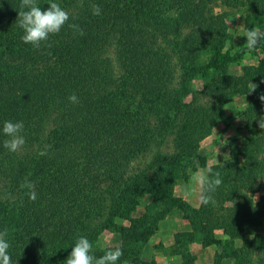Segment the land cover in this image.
Masks as SVG:
<instances>
[{
    "label": "trees",
    "instance_id": "16d2710c",
    "mask_svg": "<svg viewBox=\"0 0 264 264\" xmlns=\"http://www.w3.org/2000/svg\"><path fill=\"white\" fill-rule=\"evenodd\" d=\"M50 2L64 8L69 21L34 49L21 40L16 21L21 0H0V231H8L12 264H66L79 236L94 245L108 228L124 238H145L164 215L163 209L156 210L159 206L166 211V205L184 204L171 194L168 180L156 183L158 178L133 171V162L150 143L144 104L151 100L165 109L156 112H162L166 128L178 124L179 154L173 160L182 157L195 166L199 140L234 95L248 97L240 113L253 130L231 150L243 162L238 169L232 167L237 164L233 158L226 162L215 203H200L191 215L198 233L190 242L232 247L239 240L232 264H264V230L259 231L264 198L253 200L260 189L256 175L264 171V129L258 123L264 100L250 88L256 82L264 89V44L259 45L263 56L258 65L243 66L235 77L227 68L246 47L233 50L225 42V16L235 8L246 11V30H264V0H83L82 6L78 0H37L42 10ZM216 2L229 10L214 12ZM91 3L100 6V15L92 14ZM72 23L83 29V36L68 26ZM174 52L184 72L207 80L205 106L182 100L187 76L176 79ZM72 94L78 103L69 101ZM5 121L23 122L25 143L17 152L3 147ZM25 179L34 185L35 200L21 187ZM145 193L155 204L154 213L129 219ZM118 218L128 224L118 225ZM104 254L93 248L95 257ZM130 259L123 252L117 264Z\"/></svg>",
    "mask_w": 264,
    "mask_h": 264
},
{
    "label": "rangeland",
    "instance_id": "374dc122",
    "mask_svg": "<svg viewBox=\"0 0 264 264\" xmlns=\"http://www.w3.org/2000/svg\"><path fill=\"white\" fill-rule=\"evenodd\" d=\"M222 10H229V8L227 6H221L216 2L214 12H222ZM227 12L228 14L225 17L226 23L228 24V37L225 42H228V45H231L233 50L246 47L247 38L242 35L246 30L244 26L246 11L242 8H235ZM260 31L264 32V30ZM260 44H264V39H261L251 51L246 48L242 58L236 63L229 65L227 68L228 74L238 77L242 74L243 66L258 65L263 56V53L259 49ZM163 45L166 46V44ZM172 54L173 60L177 64L176 79L179 81L181 74L187 76V84L182 89L180 87L181 93L183 94L182 100L192 104V106H205L208 97L203 94V89L207 85V80L200 75L197 77V73L194 75L197 78L192 77L189 75L188 69L184 72V69L180 68V63L178 62V53L174 52ZM117 75L118 70L116 69L114 79H117ZM253 85H255V88L251 89L253 93L257 97L263 96L264 89H261L256 82L250 83V88ZM137 97L140 98L139 95ZM247 103L248 97L246 95H234L223 106L221 114L213 124L212 130L199 140L197 147L198 156L194 159L195 166H192L189 164V160H183L182 157L173 160V157H177V154H179L176 144V136L179 131L178 124L166 128L164 126L162 112H156L162 111L163 107L157 102H152L151 100L146 101L144 104L145 109L142 112L150 129V143L142 157L133 162V171L135 172L140 169L139 171H143L147 175V178H158L156 179V183L161 182L160 180H168L171 194L174 197L180 198L184 206L177 205V203L173 206L166 205L168 209L165 211V206L159 204L162 206H159L156 210L163 209L164 215L161 219L157 217L158 219L151 225L152 230H146L148 233L145 238L141 236L137 237V239L124 238L119 230L108 228L99 235L93 248L105 251L114 249L115 247L123 249L122 251L128 254V258L131 259L129 261L123 260L122 264H125V262L126 264H142L139 261L152 262L153 264H181L186 261H191L193 264H217V262L215 263L216 259H220L218 260L220 264H232V258L234 257L233 251L239 247L240 241L233 240L232 242L235 245L232 247L229 244H209L203 246L200 241L190 242L192 233H198L195 231L190 219L191 215H194L193 212L199 209L200 195L202 194L201 187L194 177L207 169H211L213 173L218 171L221 177L223 175L222 171L227 164L226 162H231L232 158L234 159L233 162L235 161L237 163L232 167L238 169L242 165V157L239 155L233 156L231 150L238 147L242 140L249 135L250 130H253V127H249L240 113L246 107ZM163 111H165L164 108ZM175 113V111H171L173 120H177ZM159 156L164 159H170L168 161H163L164 159L160 161ZM169 162H173L175 166L171 167ZM166 169L171 174L163 171ZM255 174H258V172H255ZM255 179L260 189L253 195V200L259 202L264 198V171L261 175H256ZM138 202L130 212L129 219H137L146 213L148 216L150 213H154L155 210L150 211L151 205L154 203L149 194L145 193L144 196L139 197ZM104 203L105 208H108L110 203L109 194L105 196ZM116 222L118 225L125 226L128 224L126 219L118 218ZM263 230L264 220L259 226V231L261 232ZM139 231L143 232L141 230ZM217 234L219 237H223L221 231H217ZM186 254L189 257L185 258ZM255 254L252 256L254 257ZM223 256L230 257H226L225 259ZM134 258L138 261L135 262Z\"/></svg>",
    "mask_w": 264,
    "mask_h": 264
},
{
    "label": "clouds",
    "instance_id": "9594fccd",
    "mask_svg": "<svg viewBox=\"0 0 264 264\" xmlns=\"http://www.w3.org/2000/svg\"><path fill=\"white\" fill-rule=\"evenodd\" d=\"M78 2L82 6L83 0H78ZM90 8L93 15L101 14V8L98 4L91 3ZM20 9L16 21L18 27L23 30L21 40L26 44H31L34 49H39L41 43L47 41L50 34L59 33L70 18L69 13L56 2H50L47 9L42 10L37 4V0H21ZM68 26L75 33L81 36L84 35V31L79 25L72 23ZM242 35L247 38L246 48L248 50L254 49L258 42L264 39V32L255 28L245 30ZM254 88L255 85L251 89ZM68 99L72 103H78V97L75 94L70 95ZM261 99L264 100V96ZM258 123L259 127L264 129V117H261ZM23 127V122H4L2 131L8 137L3 142L4 148L11 152H17L23 147L25 143V138L21 135ZM194 179L198 182L202 190L200 203L202 205L214 204L213 194L222 183L220 173L218 171L213 173L211 169H207L194 177ZM21 187L30 190L27 193L30 199H36L37 194L34 191V185L31 181L25 179ZM7 235V229L0 231V264H12V258L8 251L10 244L6 239ZM92 252L93 245L89 239L85 236H79L72 247L66 264H117V261L123 255V251L119 247L105 251V254L99 258L92 255Z\"/></svg>",
    "mask_w": 264,
    "mask_h": 264
},
{
    "label": "bare ground",
    "instance_id": "6f19581e",
    "mask_svg": "<svg viewBox=\"0 0 264 264\" xmlns=\"http://www.w3.org/2000/svg\"><path fill=\"white\" fill-rule=\"evenodd\" d=\"M79 207H80V205H79ZM78 209V208H77Z\"/></svg>",
    "mask_w": 264,
    "mask_h": 264
}]
</instances>
